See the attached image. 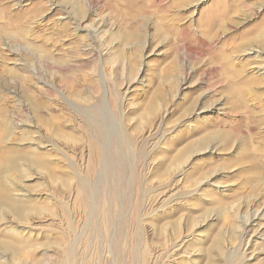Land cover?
Here are the masks:
<instances>
[{"label":"rangeland","instance_id":"rangeland-1","mask_svg":"<svg viewBox=\"0 0 264 264\" xmlns=\"http://www.w3.org/2000/svg\"><path fill=\"white\" fill-rule=\"evenodd\" d=\"M223 55L254 79L239 111ZM259 100L264 0H0L4 178L26 210L1 206L0 263L264 264V180L238 158L254 131L230 123Z\"/></svg>","mask_w":264,"mask_h":264},{"label":"bare ground","instance_id":"bare-ground-1","mask_svg":"<svg viewBox=\"0 0 264 264\" xmlns=\"http://www.w3.org/2000/svg\"><path fill=\"white\" fill-rule=\"evenodd\" d=\"M36 8H37V6L35 7V9ZM36 11L37 10H35V12ZM35 12H30L29 11L28 17H30V13H34L35 14ZM24 13L26 14L25 11H19L18 13H16V14L13 15V18L15 20H19V18H22L25 15ZM26 16H27V14H26ZM19 21H22V20H19ZM21 24H20V27H24L23 26V21H22ZM19 29L22 32H24V28H23V30L21 28H19ZM252 36L254 38L256 37L254 35H252ZM247 40L248 39H246V41ZM249 40L252 41L251 38ZM254 40H256V39H254ZM243 42H245V41H243ZM252 42H254V41H252ZM240 45H241V43H240ZM243 45H244V43H243ZM222 58L224 60L222 62V63H224V66L226 68H228L231 72L234 73V76H232V77L234 79H236L237 77H239L237 80L230 81V82H232L231 83L232 85H230V87L232 86V88L234 89L233 96H232V101H233V103L234 102L236 103V106H235L234 111L235 110L239 111L238 110V107L240 105H242L241 103H243V105L247 106L246 105V100H245L247 91L244 90L242 88V86H243L244 83H248V81L249 82L251 81V83H254V82H252V79L253 78L251 80H249V78L244 75L243 70L239 67V65H238L239 62L238 63L235 62L234 60H232L233 58L231 59L228 55H223ZM252 77H254V76H252ZM251 86L252 85L250 84V87ZM248 88L249 87H247V89ZM249 89H248V92H249ZM251 89H252V87H251ZM258 103L261 104L262 103L261 100H259ZM261 105H263V104H261ZM263 107H264V105H263ZM246 112H247V115L243 119L245 121L244 123H242L238 119H235L234 121L231 120V122H230V123H233L232 129H234V131L236 130V131H241V132L245 133L247 128L249 130L254 131L253 133L250 132L251 134H249V132H248V134L245 136V138L240 142V146H241V149H242V153L243 154H242V156H240L241 158L240 157H238V158L241 159L242 161L245 160L243 162H247V164L245 166V169H247L248 171L250 170L253 173V175H255V176L257 174L259 177H261L264 180V116H260V113H253V110L251 108L250 109L247 108V111ZM236 131H235V133L237 134ZM238 133H240V132H238ZM208 134L209 133H205V135L201 136L199 138V140L197 141V144L200 147V149L206 148V146L209 144V142H212L214 139H217V136H215V134H213L211 136H209ZM234 136H236V135H234ZM251 144L253 145L252 146V149L250 147ZM186 150L188 151V149H186ZM249 151H251V152H249ZM37 159L39 161L40 158H37ZM37 159H35V160H37ZM247 159H252L253 161L251 160L252 162L250 163V161L249 160L247 161ZM16 162L17 161H16V158L13 155V153L10 152V150L8 151L7 148H5V147H3V146L0 145V210H2V212H3L4 209L1 206H2V204H7V205L10 206L9 207L10 210L13 211V212H15L18 217L19 216L20 217H25L26 216V210L24 209L25 207H23V205H21L20 203H18L12 197L10 188L6 184V181H5V178H4V172L9 167L12 168V167L16 166ZM256 186H257V184H256ZM17 241H19V240H17ZM22 243H24V241ZM0 246L2 248H4L5 250H8V249H14L12 247H14L15 245H13V243L10 244L9 242L4 241L2 239V240H0ZM32 264H34V263L32 262Z\"/></svg>","mask_w":264,"mask_h":264}]
</instances>
